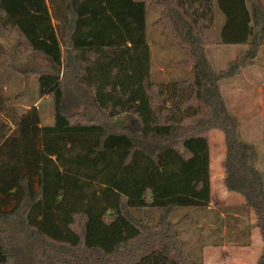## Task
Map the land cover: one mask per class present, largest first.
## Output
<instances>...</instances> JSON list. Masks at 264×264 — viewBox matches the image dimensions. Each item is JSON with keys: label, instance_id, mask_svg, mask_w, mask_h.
Wrapping results in <instances>:
<instances>
[{"label": "trees", "instance_id": "16d2710c", "mask_svg": "<svg viewBox=\"0 0 264 264\" xmlns=\"http://www.w3.org/2000/svg\"><path fill=\"white\" fill-rule=\"evenodd\" d=\"M150 5L193 78L153 79ZM259 26L257 0H0V31L54 66L34 71L52 125L36 106L17 114L0 78V264H205L206 242L196 260L182 239L191 215L172 217L210 206L214 129L224 184L245 197L264 242V175L222 89L259 57ZM210 44L242 49L215 69ZM72 100L81 110H66ZM148 209L160 210L154 224Z\"/></svg>", "mask_w": 264, "mask_h": 264}, {"label": "rangeland", "instance_id": "374dc122", "mask_svg": "<svg viewBox=\"0 0 264 264\" xmlns=\"http://www.w3.org/2000/svg\"><path fill=\"white\" fill-rule=\"evenodd\" d=\"M263 7L264 0H257ZM160 16V10L153 5L149 7L148 14V42L151 45L152 67L154 68V80L171 81L175 79H186L194 77V70L188 69L177 62L186 59V53L182 47L173 42L171 35L162 28L153 26V23ZM225 17L216 5V35L219 36ZM263 42L262 51L257 59L234 80L222 82V88L227 96V103L239 125L243 120L255 122L252 130H247L243 125L240 136L250 143L256 154V164L264 175V28L257 29ZM19 40L12 35L0 31V78L6 96L11 99L17 114H24L34 106L40 111L42 125L54 124V105L52 96L40 97L38 79L34 71L44 72L54 70V66L46 57L39 53H22L19 48ZM241 46H226L210 44L207 47L210 59L215 69H222L234 59ZM34 72V73H33ZM68 112L72 113L77 108L75 102L68 101L66 105ZM241 107H245L241 109ZM239 111L243 112L240 114ZM243 120L241 121V118ZM119 122L127 124L124 118ZM241 126V125H240ZM222 135V136H221ZM224 143V144H223ZM211 163L213 164V176L215 186L221 184V163L225 159L224 136L220 131L211 132ZM214 185V184H213ZM148 223L154 224L160 216V210L148 209ZM217 214L220 209L216 211ZM190 214L191 218L180 225L182 239L192 258L201 257V247L206 244H220V233L217 230L205 231L197 226L199 223H214L219 226V219L214 212H205L201 209L183 207L174 211L172 220L178 221L184 215ZM194 218L197 220L194 222ZM233 225L234 221H229ZM228 224V225H229ZM229 232L232 231L228 229ZM246 241V238H240ZM216 242V243H215ZM203 253V249H202ZM198 255V256H197ZM198 257V258H197Z\"/></svg>", "mask_w": 264, "mask_h": 264}, {"label": "crops", "instance_id": "0c3cea01", "mask_svg": "<svg viewBox=\"0 0 264 264\" xmlns=\"http://www.w3.org/2000/svg\"><path fill=\"white\" fill-rule=\"evenodd\" d=\"M147 33H148V27H147ZM151 60H152V55H151ZM249 66L243 68L241 70V73H243L244 70H246V68H248ZM151 71H152V76L154 78L153 67H151ZM240 74L237 77H239ZM230 80H234V79H230ZM244 108L245 107H241V109ZM239 113L243 114L242 111L241 112L239 111ZM242 120L243 117L241 118V121ZM252 120L253 119L249 121L246 119L243 120L242 121L243 123L240 124L241 126L239 125V129L242 131V127L244 125L247 128V130L249 129L252 130L253 126L255 125V122H251ZM212 131H217V130L214 129L211 130V132ZM211 132H210V137H211ZM223 147H224V151L226 152V143L225 146ZM211 153H212V144H211ZM225 158H226V154H225ZM223 161L221 163V166L223 164ZM221 169H222L221 172H219L221 174V184L219 185L218 183L215 186L214 176H213V164L211 163L212 200L210 206L207 209H201L204 210L206 213L215 211L216 214H217L216 211L220 209V212H218L217 214L218 216L217 219H219V226L217 227V225L214 223H205V222L199 223L197 225L201 229L204 228L205 231H210V232L212 230L219 231L221 240H219L220 244L217 243L207 244L204 246L203 261L205 264H258V261L263 253L264 242L262 239L260 228L257 226L256 213L253 210L249 211L246 208L245 206L246 200L242 194L229 191L226 188L224 184L225 170L223 166L221 167ZM196 220L197 219L194 218V222ZM231 220L234 221L233 225L229 224V221ZM231 228L232 231L229 232L228 229ZM240 238H246L245 239L246 241L244 242Z\"/></svg>", "mask_w": 264, "mask_h": 264}]
</instances>
